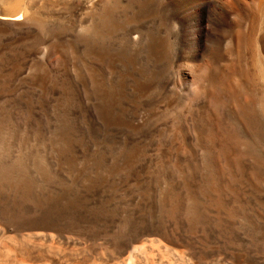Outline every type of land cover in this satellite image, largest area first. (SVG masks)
<instances>
[{"label": "rangeland", "instance_id": "rangeland-1", "mask_svg": "<svg viewBox=\"0 0 264 264\" xmlns=\"http://www.w3.org/2000/svg\"><path fill=\"white\" fill-rule=\"evenodd\" d=\"M4 1L0 0V26L4 25L0 27V190L4 194H13L19 181H28L41 195H54V186H71L73 193H78L82 179L72 182L67 169L59 171V175L53 170L55 155L62 147L59 135L67 133L80 142L79 149L86 153L75 158L74 166L84 168L87 175L105 174L112 160L121 161L136 149L134 168L116 172L118 185L113 186L112 195H166L169 200L155 208L162 217L170 212L186 214L196 206L193 202H176V195H201L215 187L224 194L264 195V76L260 71L264 69V53L262 57L257 55L252 39L246 41L247 54L239 64L231 49L226 48L220 66L212 68L213 82L204 84L197 75L201 65L198 47L188 51L198 79L185 80V17L158 20L150 8H139V0H109L108 18L90 22L81 6L88 0H45L42 7H36L35 0H26L19 13ZM33 10L42 18V24L35 22L36 27L30 17ZM14 11L23 17L24 28L20 27L22 24L1 21L4 15H16ZM39 26L43 30L37 36ZM116 33L123 35L124 42L128 35H136L137 39L133 46L106 45L107 51L129 58L124 69L127 87L134 78L148 84L147 90L131 97L127 105L122 103L128 106L127 118L134 127L131 130L104 126L98 101L87 86H78L79 104L66 105L63 95L72 83L81 84L82 77L91 71L92 49L76 48L74 37H103L108 41ZM159 40L161 53L154 57L150 47ZM210 51L216 53V48L211 46ZM236 63L241 74L236 73ZM232 67L236 72L227 79ZM242 74L251 82V89L243 85ZM33 131L40 133L37 141L42 142L36 145L40 146L41 155L31 154L16 141H8L9 136H26L32 144ZM94 152L99 160L88 165ZM44 154L47 161L43 160ZM133 173L140 176L139 181L134 180ZM201 202L196 207L205 210L207 202ZM215 252H206L204 259L190 260L196 264H239L226 255L227 260L218 261L223 253Z\"/></svg>", "mask_w": 264, "mask_h": 264}, {"label": "bare ground", "instance_id": "bare-ground-1", "mask_svg": "<svg viewBox=\"0 0 264 264\" xmlns=\"http://www.w3.org/2000/svg\"><path fill=\"white\" fill-rule=\"evenodd\" d=\"M5 1L19 13L26 0ZM139 1V8H150L154 13L153 16L158 20L160 18L180 20L179 18L185 17L184 62L187 81L199 78L201 83L211 84L215 77L211 75L212 68L220 66L225 56V49H231L239 64L241 58H245L247 54V40L252 39L258 56L262 57L264 53V0ZM45 5V0H35L36 7ZM81 6L90 22L100 17L108 18L111 14L109 0H88ZM168 8L171 9L170 12L166 10ZM35 10L30 15L34 20L33 24L35 22L42 24V18ZM5 16L9 15H4L1 21L22 24L23 17L18 16L17 12L16 15ZM20 27L24 28L23 24ZM42 27L39 28L40 33L37 36L41 34ZM7 28L10 31V28ZM135 36L128 35L126 42L123 41V35L118 33L113 35V38L108 37V41L103 37H98L97 40L94 36L89 40L79 36L74 37L75 45L78 46L76 48L86 46L92 49V57L89 60L91 71L82 77L81 84L72 83L69 89L63 92L66 105L81 103L78 86L85 85L98 101L99 118L104 126L133 129L127 118L126 105L131 97L134 99L147 90L148 84L134 78L127 87V75L124 69L126 70L130 63L129 58L107 51L106 45L124 47L126 43L133 46L137 44ZM211 46L216 48V53H211ZM241 46L244 48L242 52ZM191 47L199 48L201 65L198 78L194 65L190 63L193 59L188 53ZM150 53L154 57L161 53L160 40L150 47ZM237 68V72L234 68L231 73L228 72L227 79L235 72L239 71L241 74L239 66ZM260 71L264 76V69L261 68ZM114 75L117 79H113L111 83L110 79ZM240 76L245 88L251 89V82L245 79V75ZM123 102L126 105H122ZM33 137L35 142L32 144L26 136L25 138L9 136L8 141H16L31 154L41 155L39 145L42 141H37L40 139V133L33 131ZM59 137L62 140V147L58 148L55 155L56 164L53 170L59 175V171L67 169L71 174L72 182L82 179L79 192L73 193L72 190L75 189L71 186H67V189L54 186L52 187L55 189L54 195H41L40 190L33 189L28 181L16 182L13 194H4L0 190V264H196L195 260L190 259L201 257L204 259V256L208 255L206 252L217 253V250L223 253L220 254L223 255L222 257H218V261L220 258L224 260L226 255L229 260L239 264H264V195H231L224 194L222 189L219 191L215 189L216 187H208L209 190L202 192L201 195L175 196V201L180 204H183L181 203L183 201L186 205L187 202H193L197 206V202L199 204L205 201L207 202L205 210L195 206L186 214L170 212L163 217L160 215L161 219L155 208L158 203L169 200L166 195L147 193L112 195L113 186L115 185L116 188L118 185L116 172L119 169L134 168L132 166H135L138 158L136 149L125 154L121 161L112 160L105 174L92 176L87 175L84 168L74 166L75 158L79 154L82 156L84 154L83 150L79 149L80 142L67 133H62ZM36 142L39 145H36ZM46 156L47 154L44 159L42 158L44 161H47ZM98 160L99 156L94 152L89 156L88 165ZM133 174L134 180L139 181L140 176L137 173ZM150 179L152 178L149 177L148 181ZM6 186L5 184L3 190ZM204 253L206 255H203Z\"/></svg>", "mask_w": 264, "mask_h": 264}, {"label": "water", "instance_id": "water-1", "mask_svg": "<svg viewBox=\"0 0 264 264\" xmlns=\"http://www.w3.org/2000/svg\"><path fill=\"white\" fill-rule=\"evenodd\" d=\"M2 14L5 13V11L1 10Z\"/></svg>", "mask_w": 264, "mask_h": 264}]
</instances>
